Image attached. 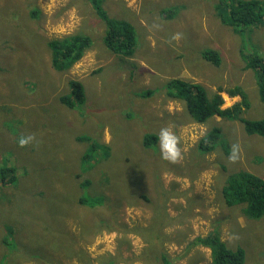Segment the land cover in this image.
I'll use <instances>...</instances> for the list:
<instances>
[{
    "label": "rangeland",
    "instance_id": "1",
    "mask_svg": "<svg viewBox=\"0 0 264 264\" xmlns=\"http://www.w3.org/2000/svg\"><path fill=\"white\" fill-rule=\"evenodd\" d=\"M218 3L102 0L105 13L124 18L135 30L133 54L122 56L103 44L107 25L88 0H0V166H13L20 174L27 168L28 175L18 179L27 203L30 183L55 181L50 211L12 213L19 230L9 247L4 237L15 224L2 202L18 184L2 187L7 178L0 180L3 264H11L9 258L12 264H164L157 261L158 247L169 264H208L209 249L191 241L214 228L229 247L244 249L242 264H264V217H244L238 206L226 207L221 194L229 172L247 170L264 179V137L247 134L235 118L195 122L184 102L167 96L164 88L168 79L178 78L200 83L211 96L240 85L249 101L241 117L263 116L242 53L255 49L264 54V23L240 30L221 20ZM19 19L42 35L40 61L24 34L17 42L13 24ZM71 33L86 34L91 45L70 68L54 71L44 43ZM213 50L220 56L216 64L204 57ZM69 79L81 81L86 96L72 109L58 99L67 92ZM220 94L222 107L241 100ZM50 105L58 108L55 124L48 113L37 121ZM44 120L53 143L46 142L48 136H33ZM213 126L221 130L218 144L201 152L196 141ZM162 129L177 138L180 154L174 161L161 156ZM31 132L32 142L19 147L17 139ZM152 132L159 136L157 143L145 148L143 136ZM82 135L91 140L79 141ZM92 139L110 149L99 155L100 161L89 160L85 172L80 158L93 146ZM85 180L90 181L87 188L80 185ZM96 193L108 198L112 208L78 204L79 196ZM157 213L164 225L156 231L148 225L156 222ZM8 249L16 254L10 256Z\"/></svg>",
    "mask_w": 264,
    "mask_h": 264
},
{
    "label": "trees",
    "instance_id": "2",
    "mask_svg": "<svg viewBox=\"0 0 264 264\" xmlns=\"http://www.w3.org/2000/svg\"><path fill=\"white\" fill-rule=\"evenodd\" d=\"M91 7L99 13L100 19H103L107 25V30L103 36V44L113 50L122 54V56H130L133 54V47L135 44V30L129 22L123 21L124 18L110 17L103 11L102 0H88ZM217 7L219 8L221 20L224 23H228L231 26H237L240 30L246 31L251 27L258 26L264 23V0H220ZM31 15H36L35 11H31ZM117 19V20H114ZM14 25V31L19 32L18 41H21L20 33L24 34L27 40L32 43V49L37 50V60L40 61V47L43 39L42 35L35 29L26 28L23 20H17ZM4 40V39H3ZM91 45V40L86 34L71 33L65 35L62 38L49 39L44 43L45 48L49 49V64L51 68L56 71L67 70L76 61H78L85 53L87 48ZM204 57L216 64L220 61L219 54L213 51H206ZM242 59H244V69H250L254 75L255 84L257 86L256 91L258 94V100L262 104L263 116L259 119H247L241 117L243 108L248 107V95L246 91L240 85H234L224 89H217L211 96L208 95L207 90L198 82L186 81L182 79L170 78L164 83L166 95L173 98L181 99L184 102V107L188 112V115L198 123H203L209 118L214 116L235 118L242 122L244 130L247 134L258 135L264 137V54L258 50L251 49L247 53H242ZM68 90L64 94L59 96V101L63 106L68 108H74L83 102H85L84 85L78 79H69L67 81ZM44 88H47L46 86ZM220 91H225L229 96L238 95L241 100L234 102L230 107L222 108L223 97ZM39 93V92H38ZM57 107L47 106L46 113H40L37 121L44 119L48 115L49 121L55 124V118L57 114ZM38 124V123H37ZM48 126V122L44 120L39 130L31 132L34 134V138L40 139L41 137H47L50 134V129L43 128ZM2 129V127H0ZM10 129V128H8ZM220 128L213 126L198 138L196 141L197 148L201 152L212 151L220 139ZM158 134L148 133L143 136V146L145 148L151 147V142L157 143ZM151 137V139H150ZM47 143H53V138L47 137ZM79 141L88 142L91 140L89 136L82 135L78 137ZM93 146L90 149H86L85 153L80 158L81 170L85 171L91 167L88 161L92 158L100 161V156L107 155V150L110 149L105 143H97L92 139ZM101 151H98V149ZM227 151V150H226ZM99 152V154H98ZM51 166H48L46 172L49 171ZM23 173H17L13 166H1L0 167V180L3 181L2 187L5 186H17V190L12 194V197L4 194L5 211L11 214L10 221L15 224L14 228H7L9 236L4 237L5 243L10 246L15 245L14 236L19 230V226L16 224L13 212L16 214L25 215H39L44 212L50 211L49 207L54 201H49V197L52 198L51 189L55 181H36L30 183L27 186L28 196L30 203L25 200V195L19 187L18 179L28 175V170L23 166ZM26 181V180H23ZM90 181L85 180L80 183L83 187L88 186ZM100 187H103V182H99ZM37 188H40L37 190ZM45 188V190L43 189ZM5 191V190H4ZM221 194L224 205L226 207L238 206L240 208L239 214L246 218H260L264 217V179L260 176L253 174L246 170H238L235 172H229L221 187ZM144 200L147 196L140 195ZM109 199L104 195L96 193V195L84 194L78 197V204L83 208L92 207L105 203L109 205ZM164 210L163 215L169 214L165 209V204H160ZM106 208V207H105ZM112 208V207H111ZM20 211H18V210ZM189 208L187 212H189ZM22 212V213H21ZM116 213V211H114ZM156 222L148 225L154 230L160 229L164 223L160 219L163 216L159 213L156 214ZM159 215V216H158ZM170 216H163L164 220H167ZM116 219V217H114ZM143 227L138 228V232ZM143 235V233H140ZM191 244H200L209 249L210 262L208 264H242L244 261V249L239 245L231 248L224 240L220 238L218 228L209 230L205 235H198L192 241ZM20 248V247H19ZM19 248L15 249L18 250ZM5 252V250H3ZM158 247L157 261H164V264H169L165 259L166 254ZM9 255L16 254L13 250L8 249ZM7 254L0 256V264H3ZM30 256V255H28ZM8 261L12 264V260Z\"/></svg>",
    "mask_w": 264,
    "mask_h": 264
},
{
    "label": "clouds",
    "instance_id": "3",
    "mask_svg": "<svg viewBox=\"0 0 264 264\" xmlns=\"http://www.w3.org/2000/svg\"><path fill=\"white\" fill-rule=\"evenodd\" d=\"M52 69L56 71L54 68ZM222 108H225V107H222ZM32 140H33L32 135L20 136L17 139L16 143L19 147L22 148L30 144ZM176 144H177V138L174 135H172L167 129H162L160 133V147H161V156L163 159L172 160V161L176 160V158L180 154L179 149L176 147ZM3 166H7V165H3Z\"/></svg>",
    "mask_w": 264,
    "mask_h": 264
},
{
    "label": "bare ground",
    "instance_id": "4",
    "mask_svg": "<svg viewBox=\"0 0 264 264\" xmlns=\"http://www.w3.org/2000/svg\"><path fill=\"white\" fill-rule=\"evenodd\" d=\"M190 203V202H189Z\"/></svg>",
    "mask_w": 264,
    "mask_h": 264
}]
</instances>
